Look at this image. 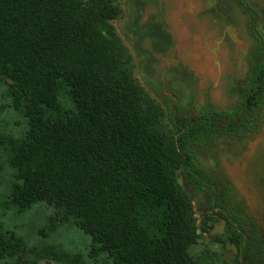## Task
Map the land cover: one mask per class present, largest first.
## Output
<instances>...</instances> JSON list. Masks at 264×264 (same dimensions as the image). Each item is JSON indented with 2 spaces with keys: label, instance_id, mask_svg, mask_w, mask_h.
Wrapping results in <instances>:
<instances>
[{
  "label": "trees",
  "instance_id": "trees-1",
  "mask_svg": "<svg viewBox=\"0 0 264 264\" xmlns=\"http://www.w3.org/2000/svg\"><path fill=\"white\" fill-rule=\"evenodd\" d=\"M233 1L254 42L241 101L168 117L113 24L121 0H0V264H264L233 187L198 164L200 149L255 131L264 104L260 16ZM40 206L51 215L31 240L24 219ZM218 221L213 242L235 246V263L191 253ZM72 228L92 239L86 257L58 239Z\"/></svg>",
  "mask_w": 264,
  "mask_h": 264
},
{
  "label": "rangeland",
  "instance_id": "rangeland-1",
  "mask_svg": "<svg viewBox=\"0 0 264 264\" xmlns=\"http://www.w3.org/2000/svg\"><path fill=\"white\" fill-rule=\"evenodd\" d=\"M246 2L259 14L264 33V0ZM121 6L122 15L113 24L133 55L135 76L168 117L176 109L193 116L239 104L254 42L249 17L233 0H121ZM9 116H3L2 122ZM259 116V127L243 138L222 137L200 149L198 164L228 180L235 204L264 235V104ZM6 122L16 129L14 125L21 121L14 116ZM195 212L200 226L204 212L199 202ZM50 215L40 206L26 216L25 231L31 240ZM212 232L225 235L226 223H215L193 247V256L216 253L235 263L236 247L214 243ZM58 239L70 253L84 257L92 246L91 237L74 228L63 231Z\"/></svg>",
  "mask_w": 264,
  "mask_h": 264
},
{
  "label": "water",
  "instance_id": "water-1",
  "mask_svg": "<svg viewBox=\"0 0 264 264\" xmlns=\"http://www.w3.org/2000/svg\"><path fill=\"white\" fill-rule=\"evenodd\" d=\"M180 183H181V184H183V182H182V179L180 180ZM219 234H220V233H217V232H212V234H211V235L214 237V236H216V235H219Z\"/></svg>",
  "mask_w": 264,
  "mask_h": 264
},
{
  "label": "flooded vegetation",
  "instance_id": "flooded-vegetation-1",
  "mask_svg": "<svg viewBox=\"0 0 264 264\" xmlns=\"http://www.w3.org/2000/svg\"><path fill=\"white\" fill-rule=\"evenodd\" d=\"M226 223V222H225ZM226 226L228 227V223H226Z\"/></svg>",
  "mask_w": 264,
  "mask_h": 264
}]
</instances>
